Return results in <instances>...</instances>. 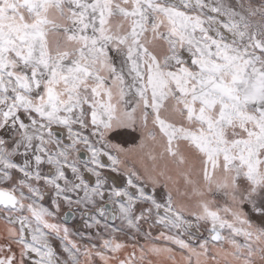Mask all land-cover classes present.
Segmentation results:
<instances>
[{"label":"snow or ice","instance_id":"1","mask_svg":"<svg viewBox=\"0 0 264 264\" xmlns=\"http://www.w3.org/2000/svg\"><path fill=\"white\" fill-rule=\"evenodd\" d=\"M0 264H264V0H0Z\"/></svg>","mask_w":264,"mask_h":264},{"label":"water","instance_id":"2","mask_svg":"<svg viewBox=\"0 0 264 264\" xmlns=\"http://www.w3.org/2000/svg\"><path fill=\"white\" fill-rule=\"evenodd\" d=\"M70 222H72V220H71V219H69L68 223H70Z\"/></svg>","mask_w":264,"mask_h":264},{"label":"rangeland","instance_id":"3","mask_svg":"<svg viewBox=\"0 0 264 264\" xmlns=\"http://www.w3.org/2000/svg\"><path fill=\"white\" fill-rule=\"evenodd\" d=\"M78 222V221H77ZM70 225L73 224V221L69 223Z\"/></svg>","mask_w":264,"mask_h":264},{"label":"built area","instance_id":"4","mask_svg":"<svg viewBox=\"0 0 264 264\" xmlns=\"http://www.w3.org/2000/svg\"><path fill=\"white\" fill-rule=\"evenodd\" d=\"M73 221V220H72Z\"/></svg>","mask_w":264,"mask_h":264}]
</instances>
